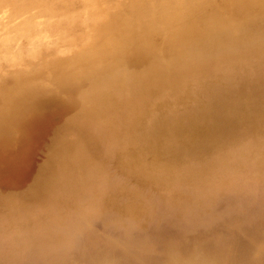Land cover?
<instances>
[{"label":"bare ground","instance_id":"bare-ground-1","mask_svg":"<svg viewBox=\"0 0 264 264\" xmlns=\"http://www.w3.org/2000/svg\"><path fill=\"white\" fill-rule=\"evenodd\" d=\"M51 128L41 197L103 155L140 186L264 171V0H0V171Z\"/></svg>","mask_w":264,"mask_h":264},{"label":"rangeland","instance_id":"rangeland-1","mask_svg":"<svg viewBox=\"0 0 264 264\" xmlns=\"http://www.w3.org/2000/svg\"><path fill=\"white\" fill-rule=\"evenodd\" d=\"M52 130L26 145L18 171H0V264H264V171L256 156L221 179L167 188L138 185L103 155L96 181L74 178L80 189L67 182L41 197L29 188ZM5 145L0 152L14 147ZM131 199L137 216L120 212Z\"/></svg>","mask_w":264,"mask_h":264}]
</instances>
